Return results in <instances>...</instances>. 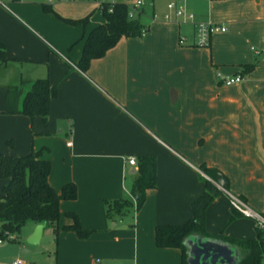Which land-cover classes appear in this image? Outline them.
<instances>
[{
    "label": "crops",
    "instance_id": "1",
    "mask_svg": "<svg viewBox=\"0 0 264 264\" xmlns=\"http://www.w3.org/2000/svg\"><path fill=\"white\" fill-rule=\"evenodd\" d=\"M141 1L144 32L120 37L81 71L83 41L104 21L93 0H0L8 59L0 66L19 74L18 82L0 85V154L46 148L48 184L55 192L66 183L76 190L75 199L59 201L56 225L32 222L24 233L27 239L38 224L41 235L59 229L56 264H181L179 249L154 245V227L185 222L204 190L202 178L216 183L200 166L218 170L228 192L264 213V0ZM168 2L225 30L197 47L191 24L177 23L172 12L161 18ZM217 73L242 79L224 85ZM44 77L56 89L44 124L39 116L3 113L6 87ZM141 156L155 159V186L137 210L107 216V204L129 197ZM230 209L223 192L215 196L205 231L254 238L248 218L227 223ZM65 212L77 216L86 237L61 228ZM15 258L30 264L17 255L0 264Z\"/></svg>",
    "mask_w": 264,
    "mask_h": 264
},
{
    "label": "trees",
    "instance_id": "2",
    "mask_svg": "<svg viewBox=\"0 0 264 264\" xmlns=\"http://www.w3.org/2000/svg\"><path fill=\"white\" fill-rule=\"evenodd\" d=\"M218 1V0H213ZM99 10L104 21L93 27L85 37L76 67L85 71L91 59L98 58L112 47L120 37H139L144 27L139 21L140 11L128 17V7L123 3H110ZM84 20V19H83ZM4 45L0 41V65L7 61ZM250 68V67H249ZM248 68L245 70L247 71ZM27 85L19 105L22 87ZM56 94L55 86L47 78H38L32 82L21 81L17 86H8L4 92L3 113L22 114L30 120L39 116L43 124L48 114L49 99ZM47 151L41 148L29 151L25 155L13 156L0 154V179L5 183L0 188V237L7 231L14 235L26 222L47 223L56 225L61 200L75 199L76 190L72 183H66L55 192L47 182L50 163L42 155ZM200 171L212 181L227 190L225 177L215 169L199 167ZM203 192L190 202L191 216L183 223L176 225H157L154 227V245L157 248H177L180 251L181 264L185 262L184 240L192 235L202 238L219 239L227 242L237 250L239 260L236 264H259L264 257V242L260 232L255 228L254 238L235 239L221 234H209L204 229L205 209L213 198L222 191L212 182L202 178ZM155 186V159L151 156L139 157L136 175L131 183L129 197L113 200L106 206L107 216H123L137 210L144 200L146 189ZM241 216L234 209L227 214V223ZM68 220L61 228L71 230L78 237H86L89 232L80 228L77 216L65 212ZM11 240V241H13Z\"/></svg>",
    "mask_w": 264,
    "mask_h": 264
},
{
    "label": "built area",
    "instance_id": "3",
    "mask_svg": "<svg viewBox=\"0 0 264 264\" xmlns=\"http://www.w3.org/2000/svg\"><path fill=\"white\" fill-rule=\"evenodd\" d=\"M59 1V0H56ZM97 8L100 10L103 5H107V11L111 10L110 1L109 0H93ZM142 4L141 0H136L135 3L128 7V17H133L136 13H138L139 8ZM167 12L164 13L161 18L163 20H170V12L173 13L175 20L177 23L186 24L189 23L193 26L195 31V41L194 44L197 47H207L209 45L210 36L217 32H223L225 27L220 24H215L209 21L203 20H194V17L191 13L184 11L182 8L175 6L174 2H168L166 4ZM156 17V16H155ZM144 30L142 31V33ZM141 33V34H142ZM218 80L222 82L224 85H229L232 83H238L241 81L242 76L237 74L232 77L223 76L219 73L216 74ZM68 146L69 143H66ZM128 164H133V158H129L127 160ZM215 186L221 190L227 197L228 203L232 209H234L237 213H239L242 217L251 219L253 222L254 228L260 232L261 239L264 242V213H258L257 211L250 208L246 202L240 199L238 196L228 192L227 190L223 189L217 183H214ZM14 239V235L7 231L3 232V236L0 237V244L3 242H8ZM8 264H27L25 261L15 258L11 260Z\"/></svg>",
    "mask_w": 264,
    "mask_h": 264
},
{
    "label": "rangeland",
    "instance_id": "4",
    "mask_svg": "<svg viewBox=\"0 0 264 264\" xmlns=\"http://www.w3.org/2000/svg\"><path fill=\"white\" fill-rule=\"evenodd\" d=\"M47 3V2H45ZM8 66H0V85L9 83V81H17L19 74L15 70H9ZM16 79V80H14ZM17 82H12L14 84ZM5 92V91H4ZM261 213V212H258ZM245 228L249 234L254 232V226L251 219H247ZM32 222H26L16 235V239L12 243H8L0 247V263L7 260L10 255H17L25 259L30 264H56L57 245L60 240L61 231L55 226L47 227L43 230L40 241L37 244H28L24 233L30 227ZM259 264H264V257L261 258Z\"/></svg>",
    "mask_w": 264,
    "mask_h": 264
},
{
    "label": "water",
    "instance_id": "5",
    "mask_svg": "<svg viewBox=\"0 0 264 264\" xmlns=\"http://www.w3.org/2000/svg\"><path fill=\"white\" fill-rule=\"evenodd\" d=\"M41 232L42 224L36 225L26 242L28 244L37 243ZM183 244L186 264H236L239 260L237 250L219 239L192 235L187 237Z\"/></svg>",
    "mask_w": 264,
    "mask_h": 264
}]
</instances>
